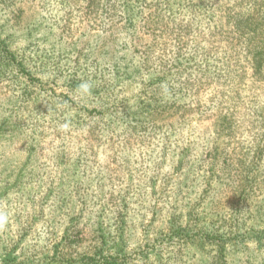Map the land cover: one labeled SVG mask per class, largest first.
Returning a JSON list of instances; mask_svg holds the SVG:
<instances>
[{"label":"trees","instance_id":"16d2710c","mask_svg":"<svg viewBox=\"0 0 264 264\" xmlns=\"http://www.w3.org/2000/svg\"><path fill=\"white\" fill-rule=\"evenodd\" d=\"M17 1L0 0V6L11 9ZM43 1L44 5H49L51 0ZM173 1L56 0L60 11L70 14L77 11L93 26L98 23L103 32L111 29L104 27L110 23H122L123 34L134 36L141 31L154 34L153 42L144 44L142 49L139 45L126 48L137 56L132 57L134 60H139L131 66L121 62L124 57L119 58L113 64L114 77L109 84L98 69L102 60L109 61L110 50H100L98 46L92 52L95 60L83 51H76L78 57L74 60L75 69L69 74L68 85L72 91H78L82 83H88L90 90L85 93L87 104L68 109L73 110L75 116L72 117L78 118V126L88 125L87 119L93 116L105 122L98 128L99 135L92 143L105 142L114 132L125 135L134 140L139 150L148 149L144 155L147 163L151 161L152 170L156 167L157 174L167 160L171 161V170L163 174V183L158 182L156 173L148 178V164L144 168L143 160L138 161L144 168V175L137 170L139 180L135 184L132 175L135 162L127 153L131 148L125 147L128 187L107 192L105 172L97 167L96 161L101 153L113 152L111 144L114 142L108 143L109 146H91L90 153L83 148L73 155L67 154L64 146L60 147L54 155V167L61 171V176L54 184L50 182L42 202H25L27 207L35 208L32 218L38 216L31 223H17L20 234L12 238V244L0 242V264H264V254L257 257L258 253H251L247 247L252 243L257 251L264 252V206H257L252 214L249 207L254 198L262 196L260 202H264V100L245 99L241 92L247 82L264 84V0H221L219 7L225 11V25L216 23V12L210 16L212 38L208 41L207 52L199 55L194 45L179 47L174 43L172 51L175 52L168 56L158 48L161 35L155 34L164 29L173 32L170 25L182 27L183 24H178L180 13L174 10ZM193 25L188 22L186 29ZM93 29L91 26L90 30ZM28 37L32 38L30 30ZM222 41L226 42L225 47L218 45ZM27 61L26 54L17 55L11 51L0 34V78L16 69L19 76L25 75L32 80ZM87 61H91L92 72L83 67ZM72 63L70 59L68 64ZM248 72H251V79H248ZM137 80L140 89L132 97L111 92L112 88ZM205 88L215 91L210 93L212 96L206 104L200 94ZM36 100L37 111H50L43 107L40 99ZM50 107L55 110L54 106ZM201 108L217 110V131L210 136L212 138L202 139L203 152L196 156L195 148L199 144L186 142L183 145L178 133L186 115ZM241 109L251 114V135L247 142L237 140L234 146L236 117ZM38 115L43 117L44 112ZM11 123L9 118L0 121V141L5 140L7 148L23 133L19 122ZM72 129L76 131L74 125ZM34 132L37 133V129ZM171 141L176 143L175 148ZM35 147L29 146L23 163L2 160L4 156H0V166L4 162L0 179L4 183L2 198L10 201V194L17 192V197L23 199L22 188L32 184L34 177L41 176L40 172L31 173L32 176L26 173L31 168ZM169 151L173 153L171 157ZM10 165L11 172L7 173L5 166ZM13 165L17 167L13 169ZM175 174L181 176L174 178ZM171 185H175L176 190L167 204L170 205L168 218L165 225L158 227L157 220L164 209L157 211L156 208L166 198L165 193ZM221 192L227 194L228 219H222L211 206L219 204L211 201ZM52 197L60 199L57 206L50 202ZM145 201L154 204L147 207L141 203ZM208 202H211V212H208ZM47 205L51 213L59 210L60 214L54 217L57 218L55 222L52 219L45 224L48 229L61 226V236L52 250L37 254L29 250V246L26 248L27 237L43 217ZM133 212H144L145 216L152 214L149 226L141 230L145 242L134 248L130 246L129 234ZM16 217L19 221L20 211L16 212ZM88 221L93 227V240L86 246L80 226Z\"/></svg>","mask_w":264,"mask_h":264},{"label":"rangeland","instance_id":"374dc122","mask_svg":"<svg viewBox=\"0 0 264 264\" xmlns=\"http://www.w3.org/2000/svg\"><path fill=\"white\" fill-rule=\"evenodd\" d=\"M174 1V10L177 14L180 13L178 24L181 23L183 25L182 27L170 25L174 28L173 32L172 30L164 29L156 33L155 36L161 35L158 41V48H161L163 54L167 53L170 56L171 53L175 52L172 51L174 50V43L179 47L194 45L193 48L198 51L199 55L204 54L207 52V47L209 46L208 41L210 37L212 38L210 16L216 12V23H224L225 25V11L219 7L221 0ZM72 12L70 14L60 11L56 0H51L49 5H44L43 0H18L15 6L7 10L2 9L0 6V34L7 40L11 51L17 55L22 53L26 54L28 59L27 66L32 71L33 76L31 80L25 75L19 76L20 73H17L16 69L15 71L11 69L5 77L0 78V121L4 118H9L12 122L11 124L19 122L23 126L21 136L8 148L6 147L7 143L5 140L0 141V156H4L2 160L10 159L11 161L17 160V163H23L29 146L34 145L36 146L35 155L29 170L32 172L28 171L26 173L30 176H32L31 173H41V176L34 177L35 179L33 180L35 181L32 184H28L24 187V190L22 188L24 194L23 199L17 197V192L10 194V201L2 198L4 197H1L4 183L2 180L0 181V212L7 213L8 215V223L6 226L0 227V242H5L4 244H12V238L20 234L17 223H31L38 216L32 218V213L35 208L31 206L27 207L25 202H42L43 193L46 194L50 182L54 184L58 177L61 176V171L56 170L54 167V155L62 146L67 150V154L73 155L78 154L83 148H85L87 153H90L91 146L114 142V144H111L113 152L105 151V153H101L100 158L96 161L99 163L97 167L105 172L107 192H118L128 187V181L125 179L128 165L124 158L125 153L123 150L125 147L128 149L131 148L127 153L131 154L129 159L133 157L132 160L135 162V167L132 170L135 184L139 180V177L136 175L137 170L143 172V176L144 168L147 164L148 170L146 173L148 178H152L156 173V167L155 170H152L150 167L151 161L147 163L148 159L144 155L148 150L147 148L139 150L137 145L134 144L133 139L125 137V135L121 136V134L115 132L105 142L96 144L95 141V143H92L93 138L96 139L99 135L98 128L102 127L105 122L98 116H93V118L87 119L88 123H86L88 125L78 126L76 124L78 118L72 117L75 114L73 110L68 109L75 108L77 105L82 107L87 104V95L81 90L72 91L68 85L69 74L75 69L74 60L78 57L76 51H83L84 54H88L89 58L95 60L96 56L94 57L92 52L98 46L100 50L104 48L109 49L111 53L109 61L102 60L103 62H101L100 68L98 69L100 71L102 70V79H105V82L109 84L112 77H114V71L112 70L113 64L118 62L120 60L119 58L124 57L125 59L121 60V62L130 64L131 66H134L137 60H139L138 58L134 60L132 57L136 58L137 56H133L130 52L131 50H127L126 48L128 46L133 47V45H139V48L142 49L141 47L144 44L153 42L154 34L146 31H141L136 35L134 34V36L132 34H123L121 30L123 28L122 23H110L104 27L105 29L107 27L111 29L103 32V29L100 30L98 23H95L96 25L94 24L93 26L92 22L86 18H82L80 13H77V11ZM147 12L148 10L145 9L144 13ZM143 16L145 15L143 14ZM190 21L194 25L190 29H186V24L188 22L190 23ZM28 25H31V27ZM91 26L94 28L93 30H90ZM28 28L31 31L32 38L28 37ZM217 40L220 39L218 38ZM218 45L225 47L226 42L222 41ZM190 50L191 48L187 52ZM70 59L73 60L72 64H68ZM83 67L88 68L89 72L93 71L91 61L85 62ZM248 76V79H251V72H248ZM139 89V80H137L131 83H124L120 87L114 88V90L112 88L111 92L113 91L116 95L129 98L136 95ZM213 92H215L214 89L212 91L207 88L200 91L205 104L212 96L210 93ZM241 92L245 96V99L249 97L252 99L254 97L264 100V84L256 82L253 84L251 81L247 82ZM36 98L41 100L40 102L44 108L50 109L48 113L43 110L37 111L35 103L38 100ZM225 101L227 100H224V103ZM204 103H202V106H204ZM50 106H54L57 111L53 110ZM77 109L79 110V107ZM38 112H44V115H41L43 117H40ZM58 113L61 114V117L60 114L57 115ZM250 115L245 109H241L237 113L236 118L238 121L236 122V137L233 139L234 146L237 144V140L239 142H247L250 139ZM217 119L216 109H195L193 113L186 115L184 118L179 127L178 137H181L183 145L186 142L191 145H194V143L199 144L195 148V154L197 156L203 152L202 145L204 141L202 139H209L212 138L210 136L215 135L217 131ZM243 120L244 122H242ZM73 125L76 131L72 129ZM36 129L37 133L34 132ZM117 139L118 141H116ZM222 141L220 142L224 145L225 143H222ZM208 142L213 143V140H209ZM2 143L6 144L3 145ZM171 146L175 148L176 143L171 141ZM142 154L144 157L141 156ZM169 154L171 157L173 153L169 151ZM142 160L144 168L138 162ZM3 163L2 161L0 166V179L3 178L1 172ZM170 166L171 161L167 160L164 166H162V170H158V174L156 173L158 182L163 183V174L171 170ZM16 167V165L12 166L13 169ZM5 168L7 173L11 172V165L9 167L5 166ZM179 176L181 175L175 174L174 178ZM42 185L45 186L42 187ZM171 186L167 188L165 193L166 198L164 197L161 200L162 203L158 204L156 208L157 211L164 209L157 220L158 227L165 225L168 218L167 208L170 205L167 204L169 200L174 198L176 190L175 185ZM196 186L197 184L194 187ZM225 195H227L225 192H221L214 196L211 201L219 202V204H212L211 206L215 209L213 211L219 213L222 219L225 217L228 219L230 217L227 209L229 202L226 201L227 198ZM28 198H32L33 200L29 201ZM260 201H263L262 196L252 199V205H249L251 208L250 214L257 210V206H264V202ZM20 202L22 203L20 204ZM50 202L57 206L60 199L52 197ZM211 202H208V212L212 210L210 209ZM141 203L147 204V207L150 206L149 204H154L153 202L147 201ZM18 211L21 212L19 221L16 217V212ZM54 213L56 214L51 213L49 205L45 206L43 217L38 220L39 222L29 232L27 249L29 246V250L38 252L37 254L49 252L52 250L53 244L59 241L61 226L57 229H48L45 224L48 220L54 219L55 216L58 218L60 211L58 210ZM131 214V224L129 226V234L131 236L130 246L134 248L145 242V238L141 236V230L143 226H149L152 220V214L148 215L146 213V216L144 212H133ZM252 218L256 219V216L253 215ZM80 229H82V237L84 238L85 245L89 246L93 240V227L89 225L88 221L84 226H80ZM254 246L252 243H249L247 247L251 250V253L256 252L258 254L255 255L261 258L264 252L257 251ZM1 252L0 248V256Z\"/></svg>","mask_w":264,"mask_h":264},{"label":"clouds","instance_id":"9594fccd","mask_svg":"<svg viewBox=\"0 0 264 264\" xmlns=\"http://www.w3.org/2000/svg\"><path fill=\"white\" fill-rule=\"evenodd\" d=\"M79 87L83 93H88L90 90V85L88 83H82ZM7 223H8L7 213L0 212V227L6 226Z\"/></svg>","mask_w":264,"mask_h":264}]
</instances>
